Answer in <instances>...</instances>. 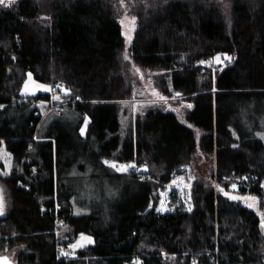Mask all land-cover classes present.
Masks as SVG:
<instances>
[{
  "label": "trees",
  "instance_id": "16d2710c",
  "mask_svg": "<svg viewBox=\"0 0 264 264\" xmlns=\"http://www.w3.org/2000/svg\"><path fill=\"white\" fill-rule=\"evenodd\" d=\"M223 3H0V150L18 163L1 179L0 255L17 264H264V219L227 194L238 182L264 209V0ZM125 14L137 23L129 45ZM218 55L232 60L214 71L207 63ZM29 73L66 88L29 100ZM146 73L172 103H142L133 115L124 103L141 97L135 80ZM176 96L188 102L183 113ZM38 103L76 119L40 135ZM199 150L216 157L209 181L194 164ZM81 234L94 243L68 259Z\"/></svg>",
  "mask_w": 264,
  "mask_h": 264
},
{
  "label": "rangeland",
  "instance_id": "374dc122",
  "mask_svg": "<svg viewBox=\"0 0 264 264\" xmlns=\"http://www.w3.org/2000/svg\"><path fill=\"white\" fill-rule=\"evenodd\" d=\"M224 5L227 7L226 0H222ZM120 22L123 26V33L125 36V40L127 45L131 44L132 39L134 37V32L137 27L136 23V17L131 14H125L120 18ZM127 58V53L125 55ZM232 57L230 55H218L207 63V65L215 71L218 67H226L231 63ZM143 81H148L150 84L147 86L143 85ZM155 78L154 75L151 73H146L144 77L142 76L140 79V82L135 80V83H137V97L141 96L140 98L133 99L126 101L124 103L125 107L129 108L130 111H132L133 115H136L140 109V105L142 103H172L171 100L166 98L164 95L160 94L158 90L155 88L154 82ZM52 85L45 84L43 82H39L35 79L34 75L32 73H29L28 79L26 80L24 87L22 89V95L25 97L35 96L39 93H46V92H52L54 89ZM176 106H179L175 108L176 111L179 113H183L184 109H186V106L188 105L187 100L184 99H178V96L174 97V102ZM45 105V106H44ZM40 103V112H42L43 118L41 122L40 127V135H47L49 133H57L60 131V129L63 128H69V125L74 123V120L76 117L70 113H64L61 114V110L63 107L60 105H55L52 111L49 109L47 104ZM60 107V108H59ZM56 108V109H55ZM59 111V112H57ZM182 119H184V116L180 114ZM125 121L126 118H123ZM44 122V123H43ZM90 123V117L84 116V125L81 128V134L83 136H86L88 133V127ZM193 128H196L193 124H191ZM258 136L264 140V130L260 131L258 133ZM200 141V137H199ZM6 148H5V147ZM0 150V202L2 203L3 209L2 213H0V216L3 215L6 211L5 207L7 204V199L5 198L6 195L3 194V188L4 182L1 180L3 177L9 176L16 163H17V157H15L14 153L9 151L10 149L4 145ZM3 151V152H2ZM14 155V158H13ZM194 164L196 166V169L200 173V177L203 180L209 181L211 179L212 170L215 169L216 165V157L215 154H204L202 151L199 150L198 156L196 159H194ZM211 181V180H210ZM241 185L238 182H233L228 190V196H230L233 199L239 200L244 204L245 206L257 211L260 216L264 219V209L262 208L261 201L258 200V198L249 195V194H243L240 193ZM47 208V207H46ZM61 231L64 234H68L70 232V228L65 225L61 229ZM94 238L90 235L81 234L76 240L71 241L68 243L67 247H65L67 250H69L73 257L77 256L76 249L93 244ZM64 253V252H62ZM196 259V257H194Z\"/></svg>",
  "mask_w": 264,
  "mask_h": 264
},
{
  "label": "built area",
  "instance_id": "2783aa9c",
  "mask_svg": "<svg viewBox=\"0 0 264 264\" xmlns=\"http://www.w3.org/2000/svg\"><path fill=\"white\" fill-rule=\"evenodd\" d=\"M55 88H57V89H65L66 88V85L64 84V83H58V84H56L55 85ZM28 101V99L27 98H23V99H20L19 100V103L20 104H23V103H25V102H27ZM36 103V102H35ZM60 210H61V207L58 205V203H57V200L55 201V205L54 206H52V207H50L49 208V211L51 212V214H54V217H55V227H56V233L59 235V232H60V228H61V226L64 224V218L61 216V214H60ZM61 252H62V250H61V248H59V258H61ZM65 256L68 258V259H71V258H73V255H72V253L71 252H68V253H66L65 254ZM195 260H192L191 261V263L192 264H195Z\"/></svg>",
  "mask_w": 264,
  "mask_h": 264
},
{
  "label": "water",
  "instance_id": "95a60500",
  "mask_svg": "<svg viewBox=\"0 0 264 264\" xmlns=\"http://www.w3.org/2000/svg\"><path fill=\"white\" fill-rule=\"evenodd\" d=\"M0 264H17L9 255H0Z\"/></svg>",
  "mask_w": 264,
  "mask_h": 264
},
{
  "label": "bare ground",
  "instance_id": "6f19581e",
  "mask_svg": "<svg viewBox=\"0 0 264 264\" xmlns=\"http://www.w3.org/2000/svg\"><path fill=\"white\" fill-rule=\"evenodd\" d=\"M28 97V96H27ZM32 98L31 99H33V97L34 96H31ZM18 98H20V97H18ZM36 98H37V96H36ZM35 97H34V100L36 99ZM23 99V98H22ZM28 99H29V97H28ZM37 99H39V98H37ZM20 100V99H19ZM30 100V99H29ZM33 100V101H34ZM17 102V101H16ZM19 102V101H18ZM29 102V101H28ZM20 104V103H19ZM23 104H25V103H23ZM35 104V103H34ZM39 104V103H38ZM36 105V104H35ZM54 105V104H53ZM60 108V107H59ZM56 109V108H55ZM44 123V122H43ZM39 131V130H38ZM41 133V132H40ZM5 147V146H4ZM6 148V147H5ZM9 151H11V150H9ZM3 152V151H2ZM12 152V151H11ZM15 154V153H14ZM13 158H14V155H13ZM19 160V159H18ZM17 161V160H16ZM17 165H18V163H16ZM24 164V163H23ZM24 166V165H23ZM25 169V168H24ZM57 203H58V205L60 206V204H59V202L57 201ZM51 207V206H50ZM48 208H49V206H48ZM69 239V238H68ZM61 248V247H60ZM58 256H59V252H58Z\"/></svg>",
  "mask_w": 264,
  "mask_h": 264
},
{
  "label": "snow or ice",
  "instance_id": "6c2138e0",
  "mask_svg": "<svg viewBox=\"0 0 264 264\" xmlns=\"http://www.w3.org/2000/svg\"><path fill=\"white\" fill-rule=\"evenodd\" d=\"M3 2L4 0H0V3H3ZM110 166L115 167V165H110ZM129 167H134V165H130ZM2 209H3V206H2V203H0V213H2Z\"/></svg>",
  "mask_w": 264,
  "mask_h": 264
},
{
  "label": "crops",
  "instance_id": "0c3cea01",
  "mask_svg": "<svg viewBox=\"0 0 264 264\" xmlns=\"http://www.w3.org/2000/svg\"><path fill=\"white\" fill-rule=\"evenodd\" d=\"M39 105H40V103H39ZM1 203V202H0Z\"/></svg>",
  "mask_w": 264,
  "mask_h": 264
}]
</instances>
